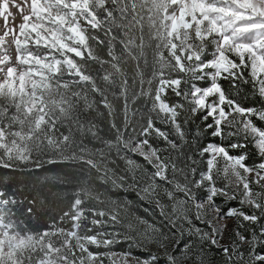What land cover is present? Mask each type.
Wrapping results in <instances>:
<instances>
[{"label":"snow or ice","instance_id":"1","mask_svg":"<svg viewBox=\"0 0 264 264\" xmlns=\"http://www.w3.org/2000/svg\"><path fill=\"white\" fill-rule=\"evenodd\" d=\"M0 264H264V0H0Z\"/></svg>","mask_w":264,"mask_h":264}]
</instances>
